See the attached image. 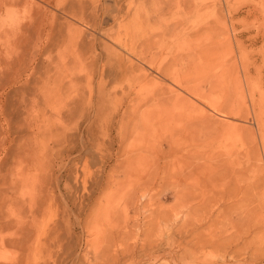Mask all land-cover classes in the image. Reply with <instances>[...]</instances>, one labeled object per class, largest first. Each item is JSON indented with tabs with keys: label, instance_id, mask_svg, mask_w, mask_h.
<instances>
[{
	"label": "rangeland",
	"instance_id": "rangeland-1",
	"mask_svg": "<svg viewBox=\"0 0 264 264\" xmlns=\"http://www.w3.org/2000/svg\"><path fill=\"white\" fill-rule=\"evenodd\" d=\"M4 1L0 264H264V0Z\"/></svg>",
	"mask_w": 264,
	"mask_h": 264
},
{
	"label": "bare ground",
	"instance_id": "bare-ground-1",
	"mask_svg": "<svg viewBox=\"0 0 264 264\" xmlns=\"http://www.w3.org/2000/svg\"><path fill=\"white\" fill-rule=\"evenodd\" d=\"M20 1H21V0H20ZM15 2H16L15 4H17V6H18V5H24V4H25L24 1H22V2L19 3V4H18L17 0H16ZM11 3H12V2H11ZM13 4H14V3H13ZM13 4H12V5H13ZM0 5H2V6H0V11H1V12L7 10V6H8V5H7V2H6V1L1 2ZM9 12H10V11H9Z\"/></svg>",
	"mask_w": 264,
	"mask_h": 264
}]
</instances>
